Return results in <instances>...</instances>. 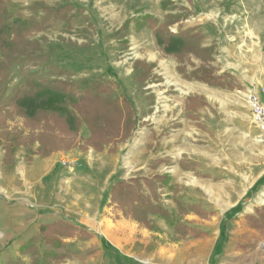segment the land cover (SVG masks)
<instances>
[{
	"label": "rangeland",
	"instance_id": "rangeland-1",
	"mask_svg": "<svg viewBox=\"0 0 264 264\" xmlns=\"http://www.w3.org/2000/svg\"><path fill=\"white\" fill-rule=\"evenodd\" d=\"M0 22V264H75L73 242L38 238L55 219L73 238L94 227L103 264H264V137L245 100L264 101V0H0ZM156 28L202 59L164 53ZM32 77L86 110L46 157L37 134L64 136L59 116L12 102ZM97 95L122 114L95 134ZM30 236L38 257L18 248Z\"/></svg>",
	"mask_w": 264,
	"mask_h": 264
},
{
	"label": "trees",
	"instance_id": "trees-1",
	"mask_svg": "<svg viewBox=\"0 0 264 264\" xmlns=\"http://www.w3.org/2000/svg\"><path fill=\"white\" fill-rule=\"evenodd\" d=\"M12 23L0 22V34L4 32L6 28H12ZM14 26L16 25V20L14 21ZM139 27L142 25L139 24ZM156 39L158 45L162 48V51L167 54H173L177 56L184 50H187L193 53L195 56L200 57L195 51L190 49L191 43L189 42L190 36L183 34L180 31H172L167 32L162 35L161 31L156 28ZM3 54L6 51H2ZM2 61L0 60V65ZM178 71H180L178 67ZM181 74V72H180ZM185 79L188 80H197L209 85H219V83L214 82L213 80L210 81V78L207 75L198 74L196 71H191L190 74H182ZM27 81L29 82V89L24 93L17 95L13 98L12 102L18 113H21L23 116L28 118L29 120L39 121L43 119L44 121L47 119L44 117L47 115H56L60 118V123H62V129H59V132L64 136L53 133H47L48 130L46 129L45 132L38 133L37 136L40 139L43 146L41 147L43 156H48L49 152L56 151L58 149H62L66 146L64 143L67 141V133H72L77 131L78 127L80 126L79 117L84 115L85 109L80 110L77 108V104L81 102L79 97H74L72 93L68 91H64L62 88L54 87L51 85H47L45 83H41L37 81V78L32 77L28 78ZM92 99V103L99 102L101 105H107V108L103 109H94L93 117L87 119L90 128L92 129L95 134L99 133L103 128L107 129L110 125L113 124V120L118 119L119 116L122 114L119 108V100L113 99L109 100L104 99L101 95H97L94 97H90ZM73 105V107H72ZM75 107V108H74ZM73 108V109H72ZM74 109L76 114H74ZM95 114V115H94ZM98 114V115H97ZM91 115V114H90ZM84 118V117H83ZM62 119V120H61ZM86 120V118H84ZM92 126V127H91ZM106 127V128H105ZM99 129V130H98ZM50 132H52L49 129ZM21 132L18 131L16 137L19 139L21 138ZM14 133L11 135V137ZM46 138V139H45ZM95 140V138H94ZM58 141V143L56 142ZM56 142V143H55ZM54 145V146H51ZM9 152H12L10 147L8 148ZM5 165L8 166L10 164L6 161ZM135 206V205H134ZM137 207V206H135ZM134 210V209H132ZM135 211V210H134ZM75 229L74 226L68 227L65 223L56 220L49 223H43L39 225V233L41 239L45 242L50 244H55V246H60L61 241L59 237L61 236H70L71 229ZM90 234L85 233L84 236L79 235L80 238H87ZM35 237H31L27 240L24 244L20 245L19 249L21 251H28L31 254L38 257L39 252L35 247ZM25 251V252H26ZM42 262H48V257H54V252L51 251H43L40 254Z\"/></svg>",
	"mask_w": 264,
	"mask_h": 264
},
{
	"label": "crops",
	"instance_id": "crops-1",
	"mask_svg": "<svg viewBox=\"0 0 264 264\" xmlns=\"http://www.w3.org/2000/svg\"><path fill=\"white\" fill-rule=\"evenodd\" d=\"M56 220L57 219L50 220V221H43L41 223H49V222L56 221ZM86 230L91 233L87 238H80L79 235H77L76 238H73L72 236H61L60 241L62 242V244L65 242H73V247L75 249H81L82 250L79 254H77L75 256L72 255L70 257V263H75V264L81 263L82 262L81 259L82 258L85 259V249H89V248L94 249L95 248L96 249L95 254L89 255L86 258V260L84 261V264H103L104 260L100 256H101V254H104L105 252L99 243L98 236H96V234H95V233H97V230L94 229V227H92L91 231L88 229H86ZM30 238H31V236L28 237L23 243H20V245L27 242V240ZM20 245H18V248L20 247ZM71 260H72V262H71Z\"/></svg>",
	"mask_w": 264,
	"mask_h": 264
},
{
	"label": "built area",
	"instance_id": "built-area-1",
	"mask_svg": "<svg viewBox=\"0 0 264 264\" xmlns=\"http://www.w3.org/2000/svg\"><path fill=\"white\" fill-rule=\"evenodd\" d=\"M245 100L252 114L253 121L260 131V135L264 137V101L254 91L248 92Z\"/></svg>",
	"mask_w": 264,
	"mask_h": 264
}]
</instances>
